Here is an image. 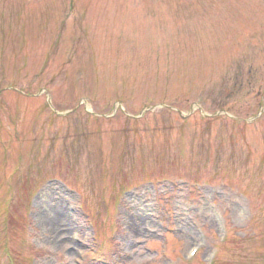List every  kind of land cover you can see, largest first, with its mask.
I'll return each instance as SVG.
<instances>
[{
    "label": "rangeland",
    "instance_id": "1",
    "mask_svg": "<svg viewBox=\"0 0 264 264\" xmlns=\"http://www.w3.org/2000/svg\"><path fill=\"white\" fill-rule=\"evenodd\" d=\"M0 251L264 264V0H0Z\"/></svg>",
    "mask_w": 264,
    "mask_h": 264
},
{
    "label": "bare ground",
    "instance_id": "2",
    "mask_svg": "<svg viewBox=\"0 0 264 264\" xmlns=\"http://www.w3.org/2000/svg\"><path fill=\"white\" fill-rule=\"evenodd\" d=\"M57 215L59 216V220H58L59 224H60L59 225V229H62L63 227H65V224H64V221H63L64 212H63L62 206L58 207L57 213L55 212V216L53 217V219H55L56 217L58 218ZM64 235H67V227L64 228ZM68 247L72 248L73 244L68 242Z\"/></svg>",
    "mask_w": 264,
    "mask_h": 264
}]
</instances>
